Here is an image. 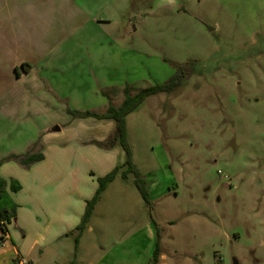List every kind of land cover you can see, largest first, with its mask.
<instances>
[{
	"label": "rangeland",
	"instance_id": "rangeland-1",
	"mask_svg": "<svg viewBox=\"0 0 264 264\" xmlns=\"http://www.w3.org/2000/svg\"><path fill=\"white\" fill-rule=\"evenodd\" d=\"M133 2L123 8L129 24L119 16L106 32L122 46L98 47L95 62L78 66L91 69L99 85L121 82L134 95L167 83L187 64L178 87L150 96L127 118L133 163L151 206L133 176L121 177L98 207L106 236L97 230L86 237L79 254L74 238L59 252L41 254L40 247L33 264H150L157 229L163 264H264V57L242 56L264 32V0ZM50 80L60 85L61 71ZM48 92L69 103L54 87ZM109 93L120 106L123 91ZM95 127L76 126L62 142L73 149L105 133ZM120 155L115 151L112 162ZM96 162L95 173L106 170ZM62 209L61 224L69 215ZM30 232L38 235L36 228Z\"/></svg>",
	"mask_w": 264,
	"mask_h": 264
},
{
	"label": "crops",
	"instance_id": "crops-1",
	"mask_svg": "<svg viewBox=\"0 0 264 264\" xmlns=\"http://www.w3.org/2000/svg\"><path fill=\"white\" fill-rule=\"evenodd\" d=\"M126 2L0 0V162L30 152L44 155L43 161L28 168L15 161L0 166V178L7 181L8 187L12 181L21 186L20 191L10 192L18 209L17 217L7 226L6 236L0 227V264H15L21 259L33 264L40 247L41 254L46 250L59 252V246L62 251L64 242L75 238L86 204L98 190L97 177L106 176L125 162L126 155L119 144L111 150L93 145V141L105 142L114 135V121L74 120L67 112L103 115L110 103L116 107L109 91H123L128 86L113 80L99 85L91 69L80 70L78 66L95 62L98 47L122 46L106 32L119 16L122 24H129L130 14L123 9ZM125 29L129 31L128 26ZM263 33L257 34L251 44ZM99 34L104 36L99 38ZM51 63L56 66L44 67ZM65 63L69 64L67 69L61 68ZM60 71V85L52 83L51 76ZM50 86L61 95V101L70 98L69 103L60 104L53 99L48 92ZM92 125L104 128L105 133L91 136L85 143L79 140L73 149L62 142L64 136L75 132L74 127L80 130ZM115 151L121 153L117 163L111 160ZM96 161L101 170H106L95 173L92 165ZM118 179L120 174L101 196L80 240L78 254L86 237L97 230L104 236L108 234L106 226L97 224V211L110 189L118 185ZM61 208H68L69 213L62 224ZM55 215L57 220L52 219ZM33 228L38 235H31ZM165 260L163 255L159 264Z\"/></svg>",
	"mask_w": 264,
	"mask_h": 264
},
{
	"label": "trees",
	"instance_id": "trees-1",
	"mask_svg": "<svg viewBox=\"0 0 264 264\" xmlns=\"http://www.w3.org/2000/svg\"><path fill=\"white\" fill-rule=\"evenodd\" d=\"M189 68L187 64L179 65L176 74L165 84H158L145 89L140 90L136 94L132 95L130 87H125L123 90L124 100L120 107H114L111 103L107 112L103 115L93 114L90 112H76L69 110L68 113L76 118L86 119V118H96L99 120H112L115 122L116 131L114 135L105 142H96V145L102 149H111L119 144L125 154L126 162L122 166L114 168L106 176L98 179V190L95 196L87 202L85 215L77 227L75 232V246L78 250L80 240L91 221L94 210L99 203L101 196L108 187L113 183L119 174H121L122 179L127 180L130 176L134 177V184L139 191L143 201L146 205L151 206L150 195L148 192V187L143 174L139 171L136 165L133 163L132 152L128 144V130H127V118L132 113H134L139 107L146 101L150 96L166 93L174 88L178 87L181 82L187 77L189 73ZM44 155L41 152H30L25 156H9L0 162V166L9 161H15L25 167H30L31 165L43 161ZM125 169L124 171H122ZM122 171V172H121ZM9 188V189H8ZM21 190V186L18 182L12 181L10 187L6 180L0 178V227L3 232V236L8 233L7 226L17 217V205L14 203L10 196V192L15 193ZM158 231V241L156 244V249L154 251L153 258L150 264H159L162 257L161 241Z\"/></svg>",
	"mask_w": 264,
	"mask_h": 264
},
{
	"label": "water",
	"instance_id": "water-1",
	"mask_svg": "<svg viewBox=\"0 0 264 264\" xmlns=\"http://www.w3.org/2000/svg\"><path fill=\"white\" fill-rule=\"evenodd\" d=\"M243 59L251 60L264 55V33L259 35L253 44L248 45L247 50H243Z\"/></svg>",
	"mask_w": 264,
	"mask_h": 264
},
{
	"label": "built area",
	"instance_id": "built-area-1",
	"mask_svg": "<svg viewBox=\"0 0 264 264\" xmlns=\"http://www.w3.org/2000/svg\"><path fill=\"white\" fill-rule=\"evenodd\" d=\"M15 264H32V263H31V261L21 259V260L17 261Z\"/></svg>",
	"mask_w": 264,
	"mask_h": 264
}]
</instances>
